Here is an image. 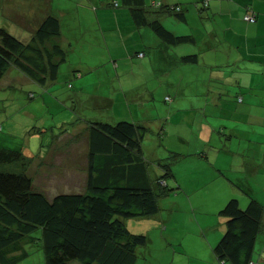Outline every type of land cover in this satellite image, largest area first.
I'll use <instances>...</instances> for the list:
<instances>
[{
  "label": "rangeland",
  "instance_id": "1",
  "mask_svg": "<svg viewBox=\"0 0 264 264\" xmlns=\"http://www.w3.org/2000/svg\"><path fill=\"white\" fill-rule=\"evenodd\" d=\"M152 1L145 0L147 4ZM6 3L16 8L3 12L4 16L0 11V26L24 40L47 12L55 15L66 56L57 77L46 85L29 79L16 67L6 70L0 79V145L30 158L26 172L34 188L43 189L50 198L59 191L82 192L86 183L85 132L71 149L72 140L61 135L62 125L143 121L147 131L141 149L150 177L162 173L158 161L168 163L173 175L165 176L170 189L158 195L157 212L123 219L130 232L146 235L132 264L210 263L209 257H214L207 243L216 241L224 219L219 210L226 200L220 202L218 191L223 193L231 183L219 178L205 185L207 189L192 193L186 188L195 183L192 175L203 179L222 169L233 181L234 197L247 203L251 195L264 207V130L256 122L262 121V114L239 113L241 107H264V58L248 53L242 65L249 70L238 77L233 71L232 58L238 55L234 48L230 63L224 65L228 74L219 70V75L211 77L206 71L199 79H190L179 65L172 72L164 70L165 64L157 58L165 49L159 41L150 42L145 33L140 35L144 31L134 27L122 0H0V9ZM29 5L32 11L27 10ZM18 9L22 10L19 15ZM171 17L163 22L176 31L192 25ZM16 19L22 21V27ZM143 28L155 34L147 27L140 30ZM153 52L148 62V54ZM200 60L205 70L207 60L203 55ZM212 91L218 94L212 96ZM108 101L113 102L111 107L106 105ZM226 104L230 107L227 114L221 109ZM242 121H250V127ZM200 154L207 155L205 163L197 161ZM20 170L17 161L0 164V171ZM240 201L244 207L246 203ZM207 224L205 235L199 228ZM32 236L22 243L26 254L12 264H45L40 230ZM262 236L258 234L252 256L260 264H264ZM214 261L220 264L217 257ZM70 264L80 263L74 260Z\"/></svg>",
  "mask_w": 264,
  "mask_h": 264
},
{
  "label": "trees",
  "instance_id": "2",
  "mask_svg": "<svg viewBox=\"0 0 264 264\" xmlns=\"http://www.w3.org/2000/svg\"><path fill=\"white\" fill-rule=\"evenodd\" d=\"M122 3L137 26H148L165 42L194 40L192 35L174 34L158 17V12L165 10L182 19V4L156 0ZM59 38L60 23L51 13L27 41L0 26V79L11 66L39 84L55 79L66 56ZM183 59L196 61L197 54L184 55ZM146 131L145 126L125 119L91 121L84 190L62 191L50 198L34 188L26 172L30 158L18 149L0 145V164L17 161L21 169L0 171V263L12 264L23 257L26 251L22 243L31 241L32 233L40 230L45 264L74 260L80 264H132L137 246L146 243V235L130 232L123 219L157 212L158 195L170 189L165 176L173 175L168 163L158 161L162 173L150 177L141 149ZM263 214V205L251 195L244 207L237 198L228 199L219 210L225 218L224 231L213 248L220 262L254 264Z\"/></svg>",
  "mask_w": 264,
  "mask_h": 264
},
{
  "label": "crops",
  "instance_id": "3",
  "mask_svg": "<svg viewBox=\"0 0 264 264\" xmlns=\"http://www.w3.org/2000/svg\"><path fill=\"white\" fill-rule=\"evenodd\" d=\"M156 1H162L167 4H176V3L182 4L184 17L180 19L178 17L173 16V14H171L173 16L171 17V19L177 20L179 22L188 23V24L192 23L189 29H185L184 31L182 30L176 31L174 29L169 28V26H167L166 23H164L163 21L169 19V16L171 15H169L170 13L165 10L158 12V17L163 23V25L168 30L173 32L174 34L192 35L194 38V40L190 42L171 44V43L165 42L163 39L158 37L156 34H151L149 32L150 30H145V28H143L144 30H140V27H147L148 29H151V28L145 25L137 26L133 21L135 25L134 27L136 29H139L138 31H144L143 33L140 34L141 36L146 34L145 36H147L150 39V42L159 41V44L165 49V52L160 53L159 58H157L160 64H163V65L165 64V69H164L165 71L172 72L173 69H175L179 65L182 67V70H184L183 75L184 76L188 75L189 77H191L190 79H194V78L199 79V77L202 76L203 73L206 71L211 72V77H216L217 75L223 72L224 74L226 72H227L226 74H228L229 69L225 68L224 65L230 63V59L232 57V51L234 48H236L238 50V55L232 58L234 64L236 65V68H234L233 71L234 72L236 71L235 73L238 75V77H241V75L246 70H249L248 68H246L245 70V67H243L242 65L245 61V56L248 53L255 52L256 56L258 55V57L264 58V0H207V6L205 8L202 7V2H204L205 0H174V1L156 0ZM183 2L191 3L192 5L190 4V6H187L186 4H183ZM23 7H26V5L24 4ZM14 8H11V5L6 3L3 5V9H0V11L3 15V12L10 13L11 11H15ZM31 8L33 9L32 5H29L27 10L32 11ZM33 11L35 12L36 9L34 8ZM17 12H18L17 15H19V13H22V10H19ZM246 13L253 14L256 17V20L254 22L245 21L242 18V16H244V14ZM13 16L15 15L13 14ZM44 16L41 17V19L38 21V24H36L34 28L30 31L34 32V30L37 28V26L42 21ZM16 20H17V23L21 25L20 27H22V21L18 19ZM31 34L32 33H30V36ZM29 38L26 40L24 39L22 40L27 41L29 40ZM59 41H60L61 47L64 48L63 47L64 40L61 41V35H60ZM169 48L173 49V51L169 52L168 51ZM187 54H197L196 61L184 60L183 56ZM148 55L151 56V59L148 60V62H150L153 59L154 52ZM201 55H203V58L207 60V63L205 62L204 66H206L207 64L208 67L205 70L201 66V60H200ZM219 70H220V73H219ZM238 72H241V73H238ZM247 72L250 73V71H247ZM29 79L31 78L29 77ZM47 82L48 80L44 84L46 85ZM192 88H193L192 86L188 87V89L190 90H192ZM225 90L230 91L229 89H225ZM211 94L212 96H216L218 94V91H212ZM219 95L223 97H227V98L234 96V95H228L224 93H220ZM101 98L104 99V97H101ZM112 103H113L112 101L111 102L108 101L106 105L111 107ZM216 109H219V108L216 107ZM221 109H222V112L226 114L230 113V107L227 104ZM253 111H256L262 114V116H260L262 117V121H256V122H258V124L261 125L264 130V107H249V106L241 107L239 110V113L250 114ZM232 112H235V111L232 110ZM244 119H245V116L242 117V120ZM114 120L117 122L123 119H114ZM92 121H95V120H92ZM90 122L91 121L81 126L80 124L76 123L75 125L72 126V128H66L64 125L61 126V131L63 132L61 135L63 136L64 134H66L69 137V140H72L73 147H71V149H74L75 140L77 139L78 135L81 132H85L83 134L86 135L87 143H88V128H89ZM131 122L141 124L146 127L143 121H131ZM242 122L246 126L250 127V123H251L250 121H242ZM204 157H207V155H204ZM204 157L202 156V154L197 155V161L200 163H205ZM220 171L222 173L212 172L211 174H206L203 177V179L202 177L192 175L190 178L191 180L195 181V183H192L189 187L186 188V190L193 193V192H196L199 188L205 187V185H208L209 182H215L219 178L220 180L224 179V181L229 180V183L231 184H226V185H229L227 187V190L221 191L223 193H220V191H218V197H220L219 199L220 202H223L224 200H226L224 201L226 203L228 199L235 196V192L232 186L233 181H231L230 177H228L227 173H224L222 169H220ZM224 183H227V182H224ZM215 189L216 188H213V190ZM59 192H62V191H59ZM203 196H204V193H203ZM237 199L239 201L240 206H241L240 200L246 203L245 199H240V198H237ZM224 226H225V218L222 220L220 227H219L220 237L222 236V233L224 231ZM207 228H208V224L205 226H201V228H199V231L203 232V234L206 235V233L208 232ZM260 233H262L263 235L262 237H260V239H261V242L263 241L262 244H264V214L262 218V227L258 234ZM219 236L216 237V241H214V243L213 241L212 242L208 241L207 243L209 248L212 249L214 258H216V255L213 251V248L216 245V243L219 241L220 239ZM209 258L212 261L208 264H217V262L214 261V258L212 257H209ZM253 262L254 264H260V262L258 260L256 261L254 258H253ZM219 263L224 264V262H219Z\"/></svg>",
  "mask_w": 264,
  "mask_h": 264
},
{
  "label": "built area",
  "instance_id": "4",
  "mask_svg": "<svg viewBox=\"0 0 264 264\" xmlns=\"http://www.w3.org/2000/svg\"><path fill=\"white\" fill-rule=\"evenodd\" d=\"M205 3H207V0H205ZM178 9V8H177ZM244 19L247 20V21H253L255 19L254 15L253 14H246L244 16ZM140 56L143 54L142 52H139L138 53Z\"/></svg>",
  "mask_w": 264,
  "mask_h": 264
}]
</instances>
